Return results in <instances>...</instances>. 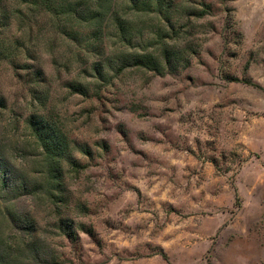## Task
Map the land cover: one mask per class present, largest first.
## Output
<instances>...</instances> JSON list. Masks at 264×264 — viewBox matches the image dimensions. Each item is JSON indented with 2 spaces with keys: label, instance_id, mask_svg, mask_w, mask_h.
<instances>
[{
  "label": "rangeland",
  "instance_id": "1",
  "mask_svg": "<svg viewBox=\"0 0 264 264\" xmlns=\"http://www.w3.org/2000/svg\"><path fill=\"white\" fill-rule=\"evenodd\" d=\"M0 174V264H264V0H0Z\"/></svg>",
  "mask_w": 264,
  "mask_h": 264
},
{
  "label": "trees",
  "instance_id": "2",
  "mask_svg": "<svg viewBox=\"0 0 264 264\" xmlns=\"http://www.w3.org/2000/svg\"><path fill=\"white\" fill-rule=\"evenodd\" d=\"M133 60L135 61L134 63L136 65H140L141 64V61L140 60H145L144 58H141V57H133ZM147 63L149 61H146ZM146 64V63H144ZM44 151L47 153L48 149L47 147L44 145ZM47 164L45 165V169H46V174H44L43 178L40 179V181L37 182V185L35 184L36 187H32V191H36V189H45V190H48L50 191V189L47 187L52 181H51V172L53 171L52 168H53V163L51 160H49V157L47 158ZM9 181H8V178L6 176H2V174H0V191L2 190H6L7 187L9 188ZM24 187L23 184L21 185H17V190H19L20 188L22 189Z\"/></svg>",
  "mask_w": 264,
  "mask_h": 264
}]
</instances>
